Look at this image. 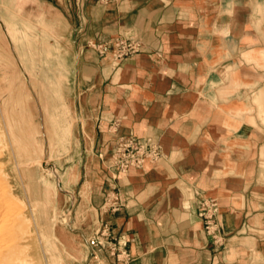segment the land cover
Listing matches in <instances>:
<instances>
[{"label":"crops","instance_id":"crops-1","mask_svg":"<svg viewBox=\"0 0 264 264\" xmlns=\"http://www.w3.org/2000/svg\"><path fill=\"white\" fill-rule=\"evenodd\" d=\"M36 1L72 29L75 106L109 149L86 180L106 235L89 264H264V0ZM123 37L141 51L101 52ZM127 137L162 157L120 173L110 152Z\"/></svg>","mask_w":264,"mask_h":264},{"label":"rangeland","instance_id":"rangeland-1","mask_svg":"<svg viewBox=\"0 0 264 264\" xmlns=\"http://www.w3.org/2000/svg\"><path fill=\"white\" fill-rule=\"evenodd\" d=\"M72 36L70 26L36 0H0V182L6 186L0 185V193L15 191L19 203L35 199L40 231L31 239L32 264H89V250L99 246L93 241L106 246L105 231L91 234L86 180L91 165L103 166L99 155L111 142L97 152L94 126L76 109L78 52ZM10 137L20 165L5 160ZM19 203L12 218L22 210ZM11 220L0 225L3 234ZM2 246L3 254L9 248Z\"/></svg>","mask_w":264,"mask_h":264},{"label":"built area","instance_id":"built-area-1","mask_svg":"<svg viewBox=\"0 0 264 264\" xmlns=\"http://www.w3.org/2000/svg\"><path fill=\"white\" fill-rule=\"evenodd\" d=\"M83 0L78 4L82 7ZM142 42L136 37H123L116 40L111 52L107 47L102 48V53H111L112 58L117 62H123L142 49ZM114 166L120 173H127L131 168H141L147 160L156 161L162 157L161 147L151 139L139 140L134 137L121 138L117 146L112 150ZM218 204L214 199H204L201 205L200 214L204 221L205 229L216 239L219 231L217 230ZM97 244L104 247L103 243L97 238L93 245ZM114 251V250H113ZM119 256L126 255L119 252ZM125 257V256H124Z\"/></svg>","mask_w":264,"mask_h":264},{"label":"bare ground","instance_id":"bare-ground-1","mask_svg":"<svg viewBox=\"0 0 264 264\" xmlns=\"http://www.w3.org/2000/svg\"><path fill=\"white\" fill-rule=\"evenodd\" d=\"M0 136H2V135L0 134ZM6 140L9 143V145L6 144L8 152H7V157L5 160L8 162L13 161L16 164L20 165L21 162L19 161L18 154L16 153V149L14 148V143H15L16 139L10 137V138H7ZM1 150L2 151H0V153L3 154L2 152L4 149L2 148ZM0 164L2 165L3 163H0ZM1 165H0V167H2ZM21 165H23V164H21ZM25 165H27V164H25ZM1 173H3V172H1ZM4 181L2 180V182H4ZM5 183L9 184V182H7V181ZM0 185H2L1 182H0ZM3 188H6V186L3 187V185H2V190H3ZM4 191H6V190H4ZM21 199L22 200H20V201L22 203L21 202L19 203L18 202L19 201L18 195L15 191H9L8 193H6V192L0 193V225L2 224L4 226V224L6 222H8V219H10V218L12 219L11 220L12 227H11L10 231H7L3 234L2 229L4 227L3 226H2L3 228L0 227L2 230V231H0V245L2 246L3 242L4 243L9 242V244H10L8 246V243L7 244L5 243L6 246L5 247L2 246V248H4V249L9 248V250L3 254H2V252L0 253L1 254L0 255V264H32V263H30V260H29V257H30L29 256L30 255L29 250L32 247V244H31L32 237L35 238L36 232L40 231L39 216H38V211L36 210L37 206L35 205V203H32L33 200L35 201V199L28 198L29 199L28 203H27L26 199H24V198H21ZM17 202L22 207V210L20 211V213H18L20 209L15 208V210L18 211L17 212L18 215L14 216L12 218V216H11L12 210L11 209L14 208L13 207L14 204H18ZM12 212L14 213V211H12ZM8 229H10V228H8ZM4 230H6V228ZM39 242H40L41 246L43 247L42 241L39 240ZM52 259H53V257H52ZM33 262H35V261H33ZM53 264H56V263H53Z\"/></svg>","mask_w":264,"mask_h":264}]
</instances>
